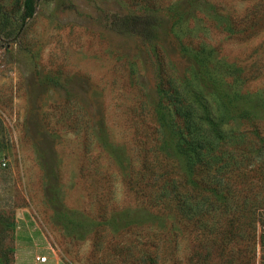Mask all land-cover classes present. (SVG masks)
Segmentation results:
<instances>
[{
    "label": "rangeland",
    "instance_id": "rangeland-1",
    "mask_svg": "<svg viewBox=\"0 0 264 264\" xmlns=\"http://www.w3.org/2000/svg\"><path fill=\"white\" fill-rule=\"evenodd\" d=\"M20 2L0 0V258L264 264V0H38L27 20ZM148 4L176 76L195 87L209 73L254 106L240 125L254 144L228 145L237 164L218 178L206 236L145 207L130 185L154 138L157 95L143 39L122 25ZM159 132L158 161L174 171Z\"/></svg>",
    "mask_w": 264,
    "mask_h": 264
},
{
    "label": "trees",
    "instance_id": "trees-1",
    "mask_svg": "<svg viewBox=\"0 0 264 264\" xmlns=\"http://www.w3.org/2000/svg\"><path fill=\"white\" fill-rule=\"evenodd\" d=\"M37 2L21 0V19L32 18ZM124 21L122 27L125 31L138 34L143 39L153 66L157 95L154 138L147 141L145 149L140 152L139 175L137 179L130 180L131 188L141 196L145 207L175 212L178 217L195 222L198 230L206 236V211L215 210L207 207L215 204L212 200L225 189V186H220L218 178L228 173L225 170L229 166L237 164L234 161L236 155L228 145L239 144L244 139L246 143L254 144L251 137L247 138L240 130L243 121L249 122L247 109L254 106L248 97H242L209 73L206 80L195 87L176 76L166 65L160 20L150 4L140 15H129ZM209 96L213 97L212 101H209ZM230 119L237 120L239 125L236 127V123L231 130H225L224 122L227 126L226 121ZM159 130L164 138L163 144H168L167 148L177 156V162L171 167L174 171L166 170L158 161L159 152L164 150L160 151L162 145L160 147L159 138L155 137L159 136ZM150 152L152 158L149 157ZM180 166L184 167L182 174L177 170ZM242 202L239 203L242 205ZM214 213L218 219L222 215ZM156 260V256L145 252L141 264H156ZM0 264H10V260L6 256L1 257Z\"/></svg>",
    "mask_w": 264,
    "mask_h": 264
},
{
    "label": "built area",
    "instance_id": "built-area-1",
    "mask_svg": "<svg viewBox=\"0 0 264 264\" xmlns=\"http://www.w3.org/2000/svg\"><path fill=\"white\" fill-rule=\"evenodd\" d=\"M262 233L264 234V226L262 227ZM261 242L264 244V237L261 238ZM261 254L264 256V251ZM36 259L40 263H43L45 261V257H41V258L37 257Z\"/></svg>",
    "mask_w": 264,
    "mask_h": 264
}]
</instances>
